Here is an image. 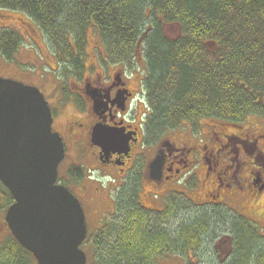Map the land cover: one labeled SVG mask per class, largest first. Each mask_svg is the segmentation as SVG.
<instances>
[{
    "label": "trees",
    "instance_id": "trees-1",
    "mask_svg": "<svg viewBox=\"0 0 264 264\" xmlns=\"http://www.w3.org/2000/svg\"><path fill=\"white\" fill-rule=\"evenodd\" d=\"M0 10L21 13L36 26L65 81L83 74L90 28L107 63L134 68L141 51L148 140L156 142L185 124L194 128L202 119H264V0H0ZM171 26L178 29L176 38L166 35ZM21 43L18 32L0 30V56L7 62ZM68 175L73 181L84 176L74 170ZM138 187L134 179L122 189L111 219L89 235L91 264H158L188 250L203 251L212 233L223 228L234 239L227 264H264L262 238L252 223L217 209L196 213L170 231L163 223L181 207L176 197L165 201L164 212L149 214L140 206ZM12 203L0 184V210ZM0 264L36 261L9 234L0 246Z\"/></svg>",
    "mask_w": 264,
    "mask_h": 264
},
{
    "label": "flooded vegetation",
    "instance_id": "flooded-vegetation-1",
    "mask_svg": "<svg viewBox=\"0 0 264 264\" xmlns=\"http://www.w3.org/2000/svg\"><path fill=\"white\" fill-rule=\"evenodd\" d=\"M146 34V32L143 34V38ZM93 50L94 60L88 65L84 63L80 85L74 84L73 91L67 94L75 107L62 128L65 134L55 131L54 125L52 126L53 132L59 134L64 144V159L67 157V145L70 142L74 148V159L83 157L79 150L85 149L89 151L88 158L96 164L87 171L91 173L89 179H93L92 174L95 172L108 173L104 168H115L119 174L117 178L111 173L104 176L119 182L118 188L121 192L135 179L139 182L137 198L140 206L149 214L164 212L165 201L167 200L169 204L170 196H178L189 201L191 207L195 208L191 209L185 218L187 215L195 217L199 212L214 213L217 209H224L231 217L237 216L254 224L256 222L251 217L233 204H237L241 197L245 196L249 207H254L255 215L264 217V209L262 211L258 204L264 200V131L257 128L251 133L242 126L212 120L206 131L199 124L194 128L188 124L182 125V128L189 131L186 141L182 140L184 130L177 128L167 131L157 142L148 140L145 137L144 121L138 118L137 112L143 94L140 90L136 92L134 89L136 82L141 87L140 74L136 68L107 63L101 45L94 47ZM43 52L46 54L45 59L50 60L47 48ZM137 64L144 66L143 58H138ZM55 98H58V93ZM50 109L54 124L56 110L51 106ZM254 119L260 121L258 125L264 128L263 118L255 116ZM99 125L101 129L117 134L126 143L125 147L106 148L103 152L100 147L93 145L91 135L93 129ZM147 152L150 154L148 159L145 158ZM156 155H160L162 163L155 171L154 177L150 174L149 166ZM84 159L85 157L82 164L76 168L77 172L84 168L83 175L86 172ZM139 159L143 160L141 164H138ZM84 177L73 183L87 191L82 183ZM144 182L146 194L140 196ZM110 186L113 187L112 184L105 186L102 184L100 189L96 190L95 196H100L103 192L108 193ZM66 187L78 199L87 222L84 203L77 194L82 191L78 189L79 191L75 192L68 185ZM194 187L196 191L199 188L201 196L197 200L193 194L195 190L192 191L191 196L195 200L192 201L186 190H193ZM245 212L250 214L249 209ZM3 227L8 230L6 225ZM178 227L179 225L176 228ZM216 241L218 244L214 245ZM233 244L230 228H223V231L212 233L203 251L194 253L188 250L184 256H172L183 260V264H189L191 254L200 259L203 257L204 260H217L219 264H227L233 260ZM172 256L168 258L173 259Z\"/></svg>",
    "mask_w": 264,
    "mask_h": 264
},
{
    "label": "water",
    "instance_id": "water-1",
    "mask_svg": "<svg viewBox=\"0 0 264 264\" xmlns=\"http://www.w3.org/2000/svg\"><path fill=\"white\" fill-rule=\"evenodd\" d=\"M52 123L37 88L0 78V183L13 199L4 222L37 264H86L80 249L87 237L85 216L76 197L57 184L64 146ZM91 143L103 152L126 145L100 126ZM161 163L154 159L151 175Z\"/></svg>",
    "mask_w": 264,
    "mask_h": 264
},
{
    "label": "rangeland",
    "instance_id": "rangeland-1",
    "mask_svg": "<svg viewBox=\"0 0 264 264\" xmlns=\"http://www.w3.org/2000/svg\"><path fill=\"white\" fill-rule=\"evenodd\" d=\"M0 30L3 28H9L10 30L18 32L22 38V43L14 55L13 61L6 62L5 59H3L0 56V78L10 80V78L17 79L19 82H25L30 85H34L37 88L40 89V91L44 94V97L49 101L50 106L52 109H55V122H54V130L63 132L64 129L63 126L65 122L71 117V111L75 107L72 105V101L69 99L68 95L70 91H73L74 84L80 85V80L82 78L77 77H70L69 80H64L63 77L59 74L57 67V61L55 58L49 54L48 50V56L51 58L45 59V52L44 49L46 48L44 37L42 36L41 32L36 28V26L27 19L23 14L18 12H12V11H6V10H0ZM178 34V29L174 26L168 27L166 29V35L170 38H176ZM31 35V36H30ZM101 45L100 40L93 29H89L86 33V54H85V61L84 63L88 65V63H91L93 59V48ZM37 50H36V49ZM43 49V50H42ZM42 50V52H41ZM142 52L140 51L135 59V63L138 58L141 57ZM142 58V57H141ZM138 63V62H137ZM54 65V67H52ZM136 70L138 74H140V77L142 79V76H144L145 68L141 65H136ZM13 79V80H14ZM138 81V80H137ZM135 91H142L140 84L136 82L134 85ZM58 93V98H55ZM66 94V95H64ZM147 102L144 98L143 102H141L138 106L137 112H138V118H145L146 113H148L147 110ZM255 116L248 115L246 119L242 122L238 123H230L227 121H219L223 124H232L236 126H242L243 128L247 129V132H254L257 130V128L264 131V128L259 126L258 124L261 123L260 121H256L254 119ZM212 123L211 119H202L200 120V123H197L199 125H202L203 130H207L208 126ZM263 124V123H262ZM254 127V128H253ZM177 129H183L184 132H182V140L186 141L187 137H189L188 129L177 127ZM200 129V128H199ZM186 132V133H185ZM186 135V137H184ZM164 137V136H163ZM162 137V138H163ZM243 138V137H242ZM157 142V141H156ZM252 141L250 146L252 147ZM74 148L72 147L71 143L68 142L67 145V157L65 161H63L59 166V176L58 180L60 183L64 185H68L72 190L79 191L81 190L82 193L77 192V194L81 197V200L84 203V207L87 213V229L89 232V235L92 236L98 229H100V221L106 222L111 219V216L113 213H115V203L117 196L121 195V190L118 188L119 182L112 181L111 179H108L109 184L111 183L113 187H109L110 191L108 193L103 192L100 196H95L96 190L100 189L102 184L104 183V179L100 180V178H105V175H111L113 176H119L117 169L115 168H104L105 172L108 173H93L92 174V180L89 179L88 176L91 175V173H87L89 167L96 166V164L88 158V150H79L83 157H79L78 159H74ZM137 151H139L137 149ZM158 154V153H157ZM150 154L147 152L145 153V158L148 159ZM160 155H156L151 161L150 164L154 161L156 157H159ZM85 157V177L83 178V186L87 188L86 190H83L80 188L79 185L74 184L73 180L69 177L68 172L71 170H78L76 169L78 166H80L83 162V158ZM143 162L142 159L138 160V164H141ZM79 164V165H78ZM84 168H82V171ZM95 178V179H94ZM116 182V183H115ZM122 183V182H120ZM146 183L144 182L142 184V188L140 191L141 194H146L145 189ZM105 186V185H104ZM108 188V189H109ZM198 188V187H197ZM79 189V190H78ZM195 190V187L193 190L187 189V194H189V199L192 201H195L194 198L191 196V192ZM201 191L199 188L197 191H194V195L196 196V199L199 200V197L201 196ZM119 193V195H118ZM149 199V197H148ZM103 200V202H102ZM151 200V199H150ZM177 203H180V206L176 210V214L173 216V219L166 220L163 224L164 226H167V228L170 230H175L177 225H180L183 223L186 219H189L190 216L187 215L185 218V215L191 211V203L182 197H176ZM153 201V199H152ZM183 203V204H182ZM229 203V202H228ZM182 204V205H181ZM235 206L237 205L239 208L238 210H241L243 213L251 217L256 223H252V227L256 232L260 235L261 244L260 248L264 249V217L261 215H255V210L253 206L249 207L248 199L247 197H241L240 201L236 204L233 203ZM232 204V205H233ZM259 208L262 210L264 209V200L262 199L260 202H258ZM249 209L250 214L248 212H245ZM263 211V210H262ZM4 210H0V246L3 245L6 242V239L9 237V231L3 227V217L5 215ZM152 219H154V216H150ZM218 227V226H217ZM170 230V231H172ZM219 231H223V229H218ZM215 233V232H214ZM92 238V237H91ZM91 238H89L86 242V244L83 246L82 250L86 253L87 262L86 264H91L92 262V252H91ZM218 238V237H217ZM221 238V237H220ZM219 238V239H220ZM217 240V239H216ZM216 243V244H215ZM214 245L218 244V241H216ZM234 243V239H233ZM212 250V249H211ZM210 250V251H211ZM175 256V255H174ZM170 258V257H169ZM169 258H163L164 260H159L158 264H183V260L180 258L173 257V259ZM205 258H199L198 256L191 254L189 257V264H219L217 260H204Z\"/></svg>",
    "mask_w": 264,
    "mask_h": 264
}]
</instances>
